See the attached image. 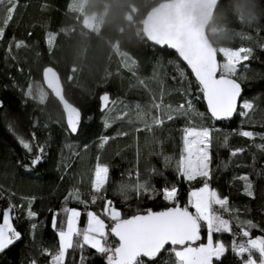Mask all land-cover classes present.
Instances as JSON below:
<instances>
[{"label":"trees","instance_id":"obj_1","mask_svg":"<svg viewBox=\"0 0 264 264\" xmlns=\"http://www.w3.org/2000/svg\"><path fill=\"white\" fill-rule=\"evenodd\" d=\"M164 0H19L15 19L0 41V223L3 222L2 210L11 202L18 207L13 213V224L24 235L14 246L0 253V264H29L37 259L39 264H50L48 256L41 248L55 250L58 246L57 230L52 227L54 213H59V221L65 219L64 207H74L81 211L78 227L87 224L86 211L102 213L103 201L88 208L74 199L65 203V196L78 186L82 199L90 201L92 190L90 179L100 155L101 162L110 164L107 198L114 201L124 218L144 213L148 209L160 211L174 206L160 196L154 199L146 195L125 201L115 192L116 186L124 180L133 179L127 173L139 167L142 179L147 178L150 168L162 169L165 177L177 183L180 189L179 203L187 205L188 192L199 187V181L191 183L178 179L174 163L172 168H163V161L150 155L145 145L148 133L139 134V151L131 137L110 141L104 150L98 149V140L105 130L102 126L99 96L107 91L112 99L136 101L141 99L142 89H134L137 83L132 72L123 67L121 53H127L136 61L134 71L146 81L163 83L171 93V102H182V93L189 85H195V78L177 54L167 48L153 45L143 32L146 15ZM56 34L50 47L48 33ZM31 33V35H28ZM15 35L29 45L28 48L13 50L17 61H11L5 54L8 39ZM208 35L219 48L251 47L252 57L242 61L238 68V81L243 86V100L254 103L250 112L251 122L238 113L227 121H207L213 131V172L212 187L222 195L230 197V205L239 209L240 220H251L259 227L252 235H262L264 229V154L252 146L262 141L242 137L240 130L264 132V0H222L214 14ZM222 63L224 58L218 53ZM52 67L59 75L66 99L82 112V123L78 134L66 131L63 107L59 99L49 89L43 78V69ZM23 69L20 71L19 69ZM184 76L181 77L180 73ZM72 77V79H69ZM175 77V79H173ZM16 85L15 87L13 85ZM29 84L42 87L47 93L46 101L41 104L24 95ZM196 108L207 113L202 94L191 89ZM144 99H147L145 96ZM118 114V113H117ZM34 121L38 122L34 124ZM59 121V123L57 122ZM183 121H175L168 127L172 130L173 140L165 145L168 154H177L179 138L177 129ZM12 126L14 132L10 130ZM120 127L118 122L107 134L112 135ZM124 130H128L125 128ZM38 142L46 144L45 158L34 168L27 170L21 163L29 164L31 155L19 145L16 135L28 138L32 133ZM168 132L164 133L167 136ZM229 136V147L222 146V139ZM88 149H84V145ZM245 148L246 151L235 157L231 150ZM79 153V155H76ZM119 153V154H117ZM19 162V163H18ZM227 163V167L224 164ZM249 174L254 181L257 195L251 199L243 194L242 184L237 177ZM157 188L163 180L152 177ZM35 197L31 208L38 215L29 219L27 201ZM189 210H195L189 206ZM226 218L228 214H225ZM109 228L111 221L105 216ZM37 229L30 232V225ZM239 231V221L233 225ZM234 237L231 233H214V240L229 244ZM110 242L116 239L110 234ZM202 240L206 242V229L202 230ZM86 264H106L103 255L94 249H84ZM80 251L69 252L66 264H79ZM222 264H238L231 251L227 252Z\"/></svg>","mask_w":264,"mask_h":264},{"label":"snow or ice","instance_id":"obj_2","mask_svg":"<svg viewBox=\"0 0 264 264\" xmlns=\"http://www.w3.org/2000/svg\"><path fill=\"white\" fill-rule=\"evenodd\" d=\"M18 6L19 0H0V41L5 39L15 19ZM55 39L56 34L49 32L47 44L51 47ZM147 39L155 45L167 46L175 50L190 67L196 83L184 89L182 102L173 103L168 99L171 93L167 91L163 83H156L154 86L153 81L141 79L134 71L136 61L126 52L121 53L123 67L132 72L133 78L137 81L132 87L143 91L141 99L136 101L112 99L107 91L99 96L105 134L99 137L98 149L104 150L110 141L131 137L132 142L137 145L138 159L139 134L148 133L145 137V145L152 149L149 154L160 157L164 169L172 168L174 163L173 170L178 179L189 183L199 181L201 186L192 188L188 192L187 205L181 207L178 199L179 186L166 179L164 170L150 168L146 173L147 178L142 179L137 165L127 173V176L134 177V180L122 179L115 188L116 194L125 201L131 199L133 194L137 197L146 195L153 199L160 196L174 206L160 211L148 209L144 213L137 212L124 218L114 201L107 198L110 164L101 162L102 157L97 155L94 168L90 170L92 171L90 201L82 199L78 186H73L64 199L65 203L74 199L83 204L86 209L89 203L95 205L103 201L102 213L97 214L95 211L87 210V224L84 228L78 227V220L82 213L77 208L64 207L62 211L65 219L59 221V226L57 219L59 213H54L51 223L57 230L58 246L55 250L41 248V253L49 257L50 264H66L70 250H79V264H86L83 254L86 247L103 255L106 264H222L226 253L231 251L237 258L238 264H264V234L252 235V230L259 226L251 220H240L239 209L230 205V197L222 195L212 187L214 129L207 124V121L229 120L237 113L251 122L250 112L254 111L255 106L252 101L242 99V86L238 82L241 77H238L237 73L241 62L248 61L252 57L253 49L251 47L211 48L194 34L173 31L150 33ZM28 47L25 40H18L13 35L7 41L5 54L15 62L18 55L14 54L13 50ZM218 53L224 58L222 63L217 59ZM180 75L183 77L184 73L181 72ZM43 78L47 87L62 104L66 131L70 134H78L82 123L81 110L65 98L60 78L52 67L43 69ZM193 87L206 101L207 113L196 108L192 98ZM24 95L41 104L47 98L44 89L33 84L27 86ZM145 96L147 99H144ZM3 106L4 102L0 100V108ZM178 120L183 121L177 129L179 151L177 154H168L165 145L174 139L168 125ZM118 122L120 127L115 133L107 134V130L112 129ZM35 123L38 122L34 121ZM9 127L14 132L12 126ZM125 128L128 130H124ZM165 132H168L167 136H164ZM234 134L253 141L259 137L262 142L253 143L252 146L264 154V132L240 130ZM16 139L32 157L29 164L21 163V167L30 170L45 158L46 144L39 143L34 132L28 138L16 135ZM221 143L223 147H229V136L225 135ZM83 147L85 150L88 149L87 144ZM245 151V148H235L231 150L230 156L235 157ZM227 166L225 163L224 167ZM259 175L264 176V171ZM153 176L162 178V187L157 188L152 183ZM237 178L243 182V194L255 199L257 190L250 175L244 174ZM34 200L35 197H32L27 201L29 219L38 215L31 208ZM189 206L195 211H189ZM18 207L22 206L10 202L8 207L2 210L0 253L5 252L23 238L24 233L13 224V213ZM225 214H228L227 218ZM101 215H105L112 222L110 228ZM236 221H239V231H233ZM35 229L37 224L32 223L30 232ZM204 229H206V242L202 240ZM260 231L264 233V229ZM214 233H231L234 239L226 244L221 240H214ZM110 234L118 240L114 243L110 242ZM29 264H39V261L32 259Z\"/></svg>","mask_w":264,"mask_h":264},{"label":"water","instance_id":"obj_3","mask_svg":"<svg viewBox=\"0 0 264 264\" xmlns=\"http://www.w3.org/2000/svg\"><path fill=\"white\" fill-rule=\"evenodd\" d=\"M221 1L222 0H164L160 2L158 5H156L153 8V10L146 15L145 20L143 22L144 35L147 38L148 34L156 33L159 31L181 32L183 34H188V35L194 34L198 37L200 41H202L207 46L211 48H216L208 35V30L212 23L216 9ZM151 43L155 45L153 42ZM158 47L167 48L175 52L178 58L185 64L188 70L192 73L190 67L186 64V62L182 60V58L179 57L178 53L175 50L170 49L167 46H158ZM217 59L218 61H220L219 55H217ZM192 75L194 76L193 73ZM242 96H243V86H242ZM205 105L207 108L206 101H205ZM238 108H239V104H238ZM235 115L236 114H234V117ZM114 238L116 239V241L118 240V238L116 237Z\"/></svg>","mask_w":264,"mask_h":264},{"label":"built area","instance_id":"obj_4","mask_svg":"<svg viewBox=\"0 0 264 264\" xmlns=\"http://www.w3.org/2000/svg\"><path fill=\"white\" fill-rule=\"evenodd\" d=\"M13 216H14V218L16 217V215H15V214H13Z\"/></svg>","mask_w":264,"mask_h":264},{"label":"rangeland","instance_id":"obj_5","mask_svg":"<svg viewBox=\"0 0 264 264\" xmlns=\"http://www.w3.org/2000/svg\"><path fill=\"white\" fill-rule=\"evenodd\" d=\"M103 219V218H102ZM106 223V222H105ZM258 255V254H257Z\"/></svg>","mask_w":264,"mask_h":264}]
</instances>
